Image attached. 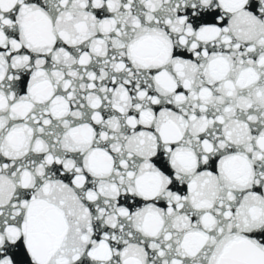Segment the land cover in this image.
Masks as SVG:
<instances>
[{
  "label": "snow or ice",
  "instance_id": "obj_1",
  "mask_svg": "<svg viewBox=\"0 0 264 264\" xmlns=\"http://www.w3.org/2000/svg\"><path fill=\"white\" fill-rule=\"evenodd\" d=\"M0 264H264V0H0Z\"/></svg>",
  "mask_w": 264,
  "mask_h": 264
}]
</instances>
